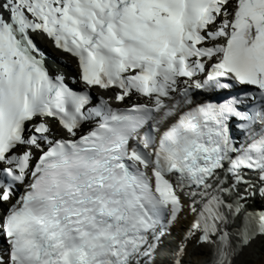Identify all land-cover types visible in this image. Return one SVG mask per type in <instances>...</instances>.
Returning a JSON list of instances; mask_svg holds the SVG:
<instances>
[{
  "label": "snow or ice",
  "instance_id": "6c2138e0",
  "mask_svg": "<svg viewBox=\"0 0 264 264\" xmlns=\"http://www.w3.org/2000/svg\"><path fill=\"white\" fill-rule=\"evenodd\" d=\"M257 253L264 0H0V264Z\"/></svg>",
  "mask_w": 264,
  "mask_h": 264
},
{
  "label": "bare ground",
  "instance_id": "6f19581e",
  "mask_svg": "<svg viewBox=\"0 0 264 264\" xmlns=\"http://www.w3.org/2000/svg\"><path fill=\"white\" fill-rule=\"evenodd\" d=\"M43 42H44V49H46V50L52 49V47L55 46L50 40H47V39H44V38H43ZM56 55L57 56H62L65 59L68 60V68H67V70H64L63 72L66 73V74H72L71 69L75 68V60L72 57H70L67 53L62 52L61 50L56 51ZM51 62H54L53 61V56H51L50 59L46 60V63H48L47 66H48L49 69L55 70L54 64L51 63Z\"/></svg>",
  "mask_w": 264,
  "mask_h": 264
},
{
  "label": "rangeland",
  "instance_id": "374dc122",
  "mask_svg": "<svg viewBox=\"0 0 264 264\" xmlns=\"http://www.w3.org/2000/svg\"><path fill=\"white\" fill-rule=\"evenodd\" d=\"M259 256H260V254L257 253V255L255 257H253V259L255 260V264H260V262H259Z\"/></svg>",
  "mask_w": 264,
  "mask_h": 264
}]
</instances>
